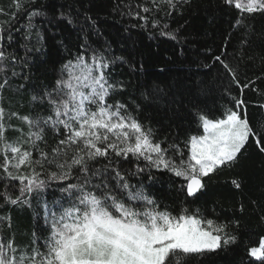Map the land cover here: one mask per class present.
<instances>
[{
	"label": "snow or ice",
	"instance_id": "1",
	"mask_svg": "<svg viewBox=\"0 0 264 264\" xmlns=\"http://www.w3.org/2000/svg\"><path fill=\"white\" fill-rule=\"evenodd\" d=\"M191 3L144 0L127 5L126 14L147 24L149 16L142 13L162 12L170 18L173 11ZM222 3L240 10L233 28L242 32H247V21L255 14L264 16V0ZM35 5L37 0H13L7 9L0 7V16L7 18L0 21V200L12 206L35 205L43 229H34L25 244H18L15 234L7 239L0 235V264H185L191 255L235 244L237 237L225 230L227 224L213 227L215 222L198 208L189 212L183 207L177 216L162 211L143 181L133 184L131 179L147 173L151 180L153 169L167 171L181 179L179 191L185 199L199 200L206 178L233 167L250 138L264 153V125L250 124L246 101L232 95L233 86L242 97L246 88L264 80V67L254 78L241 71V64H255L256 56L241 49L230 59L225 47L213 57L225 77L222 87L232 107L225 109L222 118H209L204 109L197 112L205 134L184 141L186 156L175 141L157 140L153 129L142 124L122 99L127 82L113 78L114 66L128 64L133 72L137 68L123 56L113 55L109 42L94 47L87 35L80 51L62 64L58 78L31 95L29 114L13 111L5 90L11 91L12 81L28 78L23 70L31 62L30 54H44L42 28L45 22H53L43 0ZM21 16L26 22L17 27ZM58 18L74 23L68 11H60ZM91 23L95 26V21ZM152 27L178 40L179 30L168 31L167 23L157 19ZM241 43L247 45L249 40ZM18 48L24 50L23 57ZM260 62L264 66V56ZM10 131L16 135L9 136ZM124 162H134V170H122ZM13 182H19L16 195ZM232 183L240 188L238 181ZM54 184L60 196L50 204L43 194ZM4 226L11 228L10 216H0V232ZM248 251L264 261V239Z\"/></svg>",
	"mask_w": 264,
	"mask_h": 264
},
{
	"label": "trees",
	"instance_id": "2",
	"mask_svg": "<svg viewBox=\"0 0 264 264\" xmlns=\"http://www.w3.org/2000/svg\"><path fill=\"white\" fill-rule=\"evenodd\" d=\"M40 2L37 0L35 6L38 7ZM12 3L13 0H0V7L7 9ZM43 3L48 18L53 21L45 22L42 28L44 54H30L31 62L23 70L28 78L12 81L11 91L5 90L12 110L20 115L29 114L31 95L58 78L62 64L80 51L82 37L87 35L94 47H103L105 41L109 42L113 55L123 56L137 68L133 72L128 64L114 66L113 78L127 82L122 99L142 124L153 129L157 140L175 141L187 156L189 152L184 141L192 135L205 134L197 112L204 109L209 118H222L225 109L232 107L231 97L222 87L225 77L219 65L213 63V57L221 54L225 47L230 59L241 49L246 55L256 56L255 64H241V71L248 78L259 75L264 67L260 62V57L264 56V16L255 14L247 21V32H242L233 28L240 10L234 5L224 6L222 0H192L191 5H185L180 12L173 11L170 18L164 17L162 12H156L155 16L142 13L149 16L147 24L126 14L127 5L141 4L144 0H43ZM60 11L71 12L74 23L70 25L59 19ZM86 16L95 21V26ZM5 19L0 16V21ZM157 19L169 25L168 31L178 29V40L160 35V28L152 27ZM25 22L21 16L16 26ZM16 35L18 38L19 34ZM242 39H248L249 43L242 44ZM16 51L19 56H24L23 49ZM141 65L142 71L139 70ZM232 95L246 101L250 124L254 127L264 125V108L260 107L264 104V80L256 81L253 88H246L242 97L233 86ZM5 107H8L7 103ZM12 122L20 123L18 120ZM15 135V132H9V136ZM134 167V162L121 165L122 170H134ZM138 180L143 181L145 190L162 211L177 216L183 207L189 212L198 208L203 217L215 222L213 227L227 224L225 230L237 237L235 244L216 252L191 255L185 264H264L251 257L248 251L258 247L264 239V153L251 138L233 167L217 170L206 178L207 187L199 200L185 199L184 193L179 191L181 179L167 171L153 169L151 180L145 173L133 177L131 183L136 184ZM233 180L240 183V188L233 185ZM13 183L17 185L12 189L16 195L19 182ZM43 195L51 204L60 196L58 186L54 184ZM0 205V216L11 217V228L4 226L0 232L5 239L15 234L16 242L25 244L34 229H43V220L36 215L35 205L33 208L12 206L3 204L2 200ZM41 234L46 235V232Z\"/></svg>",
	"mask_w": 264,
	"mask_h": 264
},
{
	"label": "rangeland",
	"instance_id": "3",
	"mask_svg": "<svg viewBox=\"0 0 264 264\" xmlns=\"http://www.w3.org/2000/svg\"><path fill=\"white\" fill-rule=\"evenodd\" d=\"M254 258V257H253ZM256 259V258H255Z\"/></svg>",
	"mask_w": 264,
	"mask_h": 264
}]
</instances>
